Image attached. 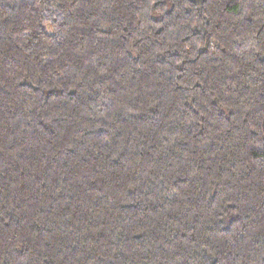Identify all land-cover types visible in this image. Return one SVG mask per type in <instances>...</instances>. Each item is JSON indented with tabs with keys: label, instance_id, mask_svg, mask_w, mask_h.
I'll return each mask as SVG.
<instances>
[{
	"label": "trees",
	"instance_id": "16d2710c",
	"mask_svg": "<svg viewBox=\"0 0 264 264\" xmlns=\"http://www.w3.org/2000/svg\"><path fill=\"white\" fill-rule=\"evenodd\" d=\"M0 264H264V0H0Z\"/></svg>",
	"mask_w": 264,
	"mask_h": 264
}]
</instances>
